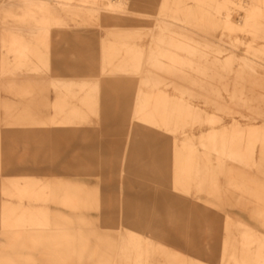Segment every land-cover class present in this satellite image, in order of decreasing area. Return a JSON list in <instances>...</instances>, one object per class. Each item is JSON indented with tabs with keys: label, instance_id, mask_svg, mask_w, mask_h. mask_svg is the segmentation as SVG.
<instances>
[{
	"label": "rangeland",
	"instance_id": "374dc122",
	"mask_svg": "<svg viewBox=\"0 0 264 264\" xmlns=\"http://www.w3.org/2000/svg\"><path fill=\"white\" fill-rule=\"evenodd\" d=\"M0 264H264V0H0Z\"/></svg>",
	"mask_w": 264,
	"mask_h": 264
},
{
	"label": "bare ground",
	"instance_id": "6f19581e",
	"mask_svg": "<svg viewBox=\"0 0 264 264\" xmlns=\"http://www.w3.org/2000/svg\"><path fill=\"white\" fill-rule=\"evenodd\" d=\"M221 7H222V3H220L218 5L217 12L223 13ZM39 9H41L42 12H43L42 20H44V22L47 23L48 20L44 16L47 12L42 7H40ZM206 13H207V11H206ZM32 14H33L32 16L35 17L36 13H34V11L32 12ZM10 49H11L12 53L14 54V56H15V62L18 65L19 64L23 65V64H26V63H32L33 62V59H31L30 56L32 54H34L35 51H33L32 49H29V47L27 45H25V44L24 45H22V44L16 45V44L12 43L10 45ZM170 115H171V113H170ZM231 169H229V171ZM59 237L65 241V244L67 245V247H66V249H67L66 254L68 255L71 251H73L75 249L76 245L74 246L73 243L70 240L67 239L68 237H66V235L64 233H60L59 234ZM63 240H61V241L64 242ZM145 251H146V247L142 243H140L139 240L138 241L131 240V242L128 241V243L123 244L122 251L120 253V258L121 257L122 258H125V255H132L135 258H137L136 256H139L140 257V255H142L143 252H145ZM135 253H136V255H135Z\"/></svg>",
	"mask_w": 264,
	"mask_h": 264
}]
</instances>
